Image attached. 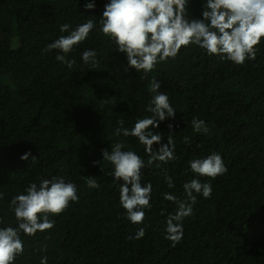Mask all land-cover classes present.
<instances>
[{"label": "trees", "instance_id": "trees-1", "mask_svg": "<svg viewBox=\"0 0 264 264\" xmlns=\"http://www.w3.org/2000/svg\"><path fill=\"white\" fill-rule=\"evenodd\" d=\"M94 2L95 10L85 12V0H0V216L6 217L0 226H15L9 201L33 181L63 176L79 190V201L52 217L53 229L22 236L25 251L16 264H39L42 255L48 264H264V43L243 66L190 46L175 61L158 64L148 79L134 69L125 73V54L95 30L68 55L75 59L71 69L55 59V51L43 53L66 35L60 24L74 28L99 19L107 0ZM200 11L201 0H191L189 17ZM86 48L97 51V67L82 63ZM152 77L177 111L175 120L155 130L167 143V124L177 125L171 130L176 159L143 171L141 182L153 185L152 208L142 225H133L124 218L111 165L100 150L120 142L147 159L136 138L114 136L113 130L118 120L130 128L151 115L145 109ZM194 117L206 122L210 134L194 133ZM28 151L35 160L20 159ZM214 151L228 172L215 180L198 177L212 184V197L197 196L183 220V239L172 247L160 213L174 212L176 205L162 193L183 199V184L194 178L188 161ZM164 170L175 187H168ZM86 176L100 187L89 189ZM139 227L144 237L128 239Z\"/></svg>", "mask_w": 264, "mask_h": 264}, {"label": "clouds", "instance_id": "clouds-1", "mask_svg": "<svg viewBox=\"0 0 264 264\" xmlns=\"http://www.w3.org/2000/svg\"><path fill=\"white\" fill-rule=\"evenodd\" d=\"M190 3L191 0H107L99 19H87L74 28L69 23L60 24V32L66 35L48 43L43 53L55 51V59L71 69L75 59H68V55L95 30L108 39L113 51L125 54L124 72L134 69L142 73V79H148L158 64L175 61L181 49L190 46L236 66L256 59L264 43V0H201L199 17H189ZM83 7L85 12L94 11L96 4L94 0H85ZM97 57L95 49L86 48L81 54L82 63L91 68L99 65ZM161 87V82L152 77L148 89L151 95L145 109L151 115L138 118L130 128L124 127L123 120H118L113 130L114 136L136 138L147 159L126 150L120 142L110 146V151L107 148L100 150L102 161L111 165L110 175L119 188V204L124 210V218L133 225H142L146 210L152 208L153 185L150 181L141 182L143 171L151 169L154 164L156 168H162V165L176 159L174 132L171 130L177 125L167 124V143H163L164 137L155 131L161 122L169 118L175 120L177 113ZM191 125L194 133L210 134L206 122L198 117L192 119ZM183 142L189 143V137L185 136ZM30 157L36 159L30 151L20 159L27 161ZM93 163L99 165L100 161ZM188 165L194 178L183 184L184 198L171 192L162 193L163 200L176 205L174 212L162 209L160 213L166 217L164 239L172 247L183 239V220L192 215L197 196L204 199L212 197V184L198 177L215 180L228 172L222 155L215 151L189 160ZM164 171L168 187H175L173 178ZM85 184L89 189L100 187L91 176L85 177ZM78 191L75 183L66 181L63 176H53L51 179L40 178L39 184L33 181L23 192L13 196L9 208L14 214L15 226H0V264H16L17 257L25 251L22 236L33 237L53 229L55 219L52 217L59 216L70 204L77 203ZM4 195L0 192V200ZM5 221L6 217L0 216V225ZM144 235L145 228L139 227L128 239L138 240ZM44 247L46 250L47 246ZM39 264H48L46 255L41 256Z\"/></svg>", "mask_w": 264, "mask_h": 264}]
</instances>
